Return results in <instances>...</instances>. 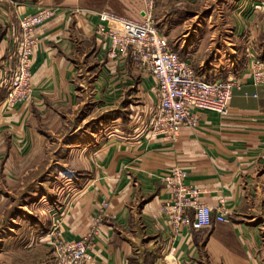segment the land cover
<instances>
[{
	"label": "crops",
	"instance_id": "obj_1",
	"mask_svg": "<svg viewBox=\"0 0 264 264\" xmlns=\"http://www.w3.org/2000/svg\"><path fill=\"white\" fill-rule=\"evenodd\" d=\"M183 2L156 6L160 32L200 77H237L242 88L235 89L227 116L197 110L198 125L184 126L171 141L150 130L158 109L153 75L131 56L113 59L97 37L101 11L139 20L142 0H0V65L22 16L43 5L57 10L37 31L31 98L6 106L0 88V195L5 180L25 176L17 173L24 165L32 172L48 159L47 132L59 130L61 118L89 108L102 127L93 141H68V164L82 162L84 172L70 170V181L79 183L59 209L66 240L97 229L91 264H264V84L256 85L249 73L251 55L264 63V43L248 38L245 51L242 29L202 26L199 13ZM50 121L54 129L46 130ZM177 165L203 190L202 202L216 209L226 200L229 222L173 229L162 207L164 179ZM49 237L43 240L50 243Z\"/></svg>",
	"mask_w": 264,
	"mask_h": 264
},
{
	"label": "built area",
	"instance_id": "obj_2",
	"mask_svg": "<svg viewBox=\"0 0 264 264\" xmlns=\"http://www.w3.org/2000/svg\"><path fill=\"white\" fill-rule=\"evenodd\" d=\"M142 1L144 6L139 20L119 16L113 11H101L97 37L102 45L108 46L113 59L131 56L139 67L153 75L157 82L158 109L150 130L172 141L178 138L184 126L198 125L197 110L227 116L234 91L242 88V82L237 77L216 81L200 77L192 64L172 49L160 32L154 17V0ZM56 12V8L43 5L35 13L22 16L18 27L13 29V47L7 60L0 65V88L5 89L6 106L31 98L32 62L40 43L37 31ZM249 73L256 85L264 84V63L254 55L250 57ZM187 178V169L177 165L164 179L168 198L162 213L173 229L177 231L182 225H190L201 230L216 222H229L226 200L222 198L214 209L201 201L203 190L190 184ZM60 215L54 220L49 237L55 264H91L97 229L78 239L66 240Z\"/></svg>",
	"mask_w": 264,
	"mask_h": 264
},
{
	"label": "rangeland",
	"instance_id": "obj_3",
	"mask_svg": "<svg viewBox=\"0 0 264 264\" xmlns=\"http://www.w3.org/2000/svg\"><path fill=\"white\" fill-rule=\"evenodd\" d=\"M168 1L180 3L184 0ZM257 2L258 0L239 2L235 0H185L183 3L188 11L199 13L196 21L197 23L199 21L202 26L222 27L226 31L230 29L234 31L235 28L242 29L243 33L239 36V41L245 48L248 38L252 43H264V9L259 10L258 8L259 6L264 7V4ZM162 3L163 0H154V9L158 4L161 7ZM232 11L236 13V16H231L234 13ZM206 13L213 15L203 16ZM239 14L243 16L247 14L248 18H243ZM155 21L162 30L157 17ZM220 33L225 35L224 32ZM83 111L85 113H79L77 110L70 120L66 116L61 118L62 123L59 130L54 129L52 121L48 122L46 130L54 129L55 131L47 132L49 135L47 144L49 146L52 144L51 148L46 149L50 153L48 159H45L43 164H38L32 172L31 164L28 167L24 165V169H20L21 171L17 173H23L25 176L12 177L4 181V192L0 195V264H55L54 248L43 238L52 232V223L61 216L62 211L59 207L62 206L64 199L77 185V182L79 183L77 178L70 181L68 173L70 170L77 173L84 172L82 162L76 165L68 164V154L71 148L67 146V143L72 138L80 141H93L102 127L100 118L91 120L89 108H84ZM126 118L130 119V116ZM75 129L76 136L68 137ZM112 132L111 130L108 134ZM52 154L53 160L51 161ZM28 171L31 173L26 174ZM35 230H38L37 239L39 240L37 243L29 244L35 237L33 236Z\"/></svg>",
	"mask_w": 264,
	"mask_h": 264
}]
</instances>
